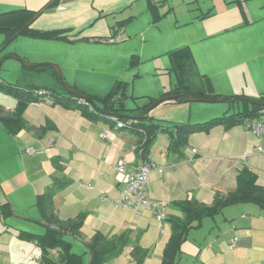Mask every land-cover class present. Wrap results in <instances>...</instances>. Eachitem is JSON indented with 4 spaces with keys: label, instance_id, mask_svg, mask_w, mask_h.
<instances>
[{
    "label": "crops",
    "instance_id": "1",
    "mask_svg": "<svg viewBox=\"0 0 264 264\" xmlns=\"http://www.w3.org/2000/svg\"><path fill=\"white\" fill-rule=\"evenodd\" d=\"M51 1L0 0V10L12 7L42 10L32 27L64 30L68 39L54 40L69 45L125 43L138 38L137 53L133 54L147 62L145 65L155 68V72L171 74L169 85L162 84L158 95L147 93L144 96L148 99L135 101L132 107L126 105L131 110L138 111L152 98L160 99L180 86L220 97L258 99L264 96L262 83L249 82V78L253 81L256 71L254 63L257 60L264 63V0H60L50 6ZM120 21H126L125 25L116 31ZM135 22L140 24L132 30ZM114 31L117 32L115 37L105 41ZM26 65L36 68L42 64ZM48 65L38 68L40 73L46 74L45 86L14 84L22 88L48 89V94L46 98L27 103L23 110L27 127L18 133L10 132L0 121V146L12 142L13 154L30 155L23 167L35 202L54 176L70 179L54 200L62 219L76 218L82 212L87 214L81 235L74 240V245L80 246L82 252L86 251L85 242L96 233L111 238L128 232L129 244L108 264H133L137 244L150 249L144 264H163L172 222L183 218L177 202L197 199L211 205L217 194L226 195L236 189L238 173L246 166L257 174L258 183L264 185V152L255 151L261 137L249 130L246 122L231 127L218 124L209 131L195 132L180 153L170 150L169 134L161 131L149 155V161L158 168L152 170L147 188V194L159 202V207L143 208L138 213L119 206L123 185L118 162L124 161L129 169L143 162L136 158L141 132L119 127L108 116L91 119L78 108L54 104L56 94L65 95L69 91L60 84L57 74V70L62 73L60 68ZM117 80L123 79L115 82ZM70 84L64 82L87 95L106 94L99 84L87 87ZM128 92L135 97L134 92ZM5 100L4 95L0 96V114L14 115L19 99L12 95ZM194 102L168 99L153 107L151 110H159L153 115L150 110V115L169 123L201 122L193 121L192 114L200 111L196 110L198 106ZM229 103L222 113H212L210 118L229 113L235 108L233 105L238 109L242 107L241 102ZM104 132H107L105 136ZM1 151L0 148V154ZM54 157L60 158L62 171L55 168ZM4 160L0 157V163ZM3 202H0L3 224H0V264H48L37 242L17 235L19 230L43 233L42 224L36 222L35 225L42 228L34 231L8 223L1 211ZM25 206L23 209H27ZM159 210L164 212L162 220L158 219ZM33 218L42 221L40 212ZM195 224L182 243L177 264H264V209L257 203L226 205L215 215L206 216ZM236 237L237 245L232 248ZM19 244L25 252L21 258L11 250ZM58 255V250L52 251L54 259ZM85 259L90 260L89 253Z\"/></svg>",
    "mask_w": 264,
    "mask_h": 264
},
{
    "label": "trees",
    "instance_id": "2",
    "mask_svg": "<svg viewBox=\"0 0 264 264\" xmlns=\"http://www.w3.org/2000/svg\"><path fill=\"white\" fill-rule=\"evenodd\" d=\"M59 1L52 0L50 6L56 5ZM41 11H33L24 7H12L0 10V30H6L8 34L4 45L18 35L46 39H68L64 35V30H40L32 27L33 21L40 15ZM125 22H118L116 31L122 29ZM115 33L117 32L114 31L112 37L105 39V41L114 38ZM137 62L139 61L132 60L133 64ZM0 88L6 93L14 95L20 101L17 112L14 115L0 114V121L4 126L10 132L18 133L27 127V123L23 117L25 106L27 103L39 100L42 97L36 93V90L40 88H22L5 82L1 83ZM128 91V82L117 80L108 93L104 95L89 94L88 96L93 100L92 104L84 98L69 92L65 95L56 94L54 104H60L66 108H78L91 119L100 116L116 117L117 120L129 125L128 127L140 131L141 137L139 145L136 147V158L139 161H149L151 148L161 131L169 134L170 150L180 153L182 152L181 149L188 145L190 136L195 132L209 131L218 124L231 127L236 124L245 123L248 120L259 118L264 112V105L250 103L247 100L232 99L229 102H241L242 107L232 113H224L204 122L169 123L165 120H156L150 115V112L142 119H135V116L158 99L152 98L147 105L141 107L138 111L131 110L125 104V100L129 96ZM180 93H191L208 99H217L220 97L217 94L211 95L206 92L198 93L190 91L186 86H180L166 92L164 96ZM174 99L188 100L187 98L180 97ZM256 100L264 101V96ZM110 113L116 116L110 115ZM43 132H45V128H43ZM52 162L56 169L63 170V166L60 164V158L54 157L52 158ZM69 182L70 179L65 176H54L46 190L36 197L35 205L40 212L41 220L47 225L45 226L46 230L43 233L19 230L17 235L21 239L37 242L42 250V258L48 264H108L115 257L119 256L125 246L129 244V233L124 232L111 238L102 233H96L90 241L85 242L86 251H74V240L81 235V229L87 214L82 212L76 218L62 219L57 213L54 200L56 193L65 188ZM240 202H255L264 209V185L258 183L257 174L247 166L243 167L238 173L236 189L226 195L217 194L211 205L197 199L177 202L183 212V218L174 219L172 222V235L164 251L163 264H177V257L181 252L182 243L185 241L188 231L196 225L195 223H200L206 216L215 215L226 205ZM1 211L6 217L12 215L14 210L11 202L4 200L1 205ZM53 250L59 251L57 259L52 257ZM86 253L90 254L89 261L85 259ZM149 254L150 249L137 244L133 250V264H144Z\"/></svg>",
    "mask_w": 264,
    "mask_h": 264
},
{
    "label": "rangeland",
    "instance_id": "3",
    "mask_svg": "<svg viewBox=\"0 0 264 264\" xmlns=\"http://www.w3.org/2000/svg\"><path fill=\"white\" fill-rule=\"evenodd\" d=\"M139 24L135 22L132 30ZM7 36L6 30H0V79L5 80L6 83L17 84L22 87L31 86L33 83L45 86L47 83L46 74L44 72L40 73L38 68H47L49 67L48 64H52L60 68L65 83L69 85H71L70 83H75L79 87L99 84V86L103 87L104 93L110 91V87L116 79L128 81L130 93H135V97L130 96V94L127 97L126 105L128 107L134 106L135 101L142 102L148 99L147 96H144L147 93L158 95L160 91L158 88L162 89V84L169 85L170 83V73L164 71L155 72V68L145 65L147 62L139 60V57L133 54L134 52L137 53L135 47L140 42L138 38H133L125 43L83 42L78 45H69L66 42L55 41L54 39L18 35L4 45ZM132 60L139 62L133 64ZM26 63L42 65L36 68H29ZM142 64L143 66H141ZM254 65L256 70L254 71V78L253 81L249 78V82L251 84L253 82L264 85V63L257 60ZM57 74L61 80L58 70ZM60 84L67 90L62 80ZM104 87L106 88L104 89ZM2 95L5 96L7 101L12 97L10 93H6L0 88V96ZM234 102L238 104V101ZM193 104H197L196 110L200 109V111H195L192 114L193 121L204 122L207 121L206 119L209 120L212 113H222L221 110L227 108L231 103L229 101H195ZM233 106L235 108H231L232 110L229 113L238 109L237 105ZM158 110H151V114H156ZM4 143L0 146L2 149L0 157L5 158L0 163V202L8 199L13 205V214L6 217L8 223L35 231L40 226L35 225L37 220L33 217L38 216L39 211L37 207H33L35 198L27 186L23 167L24 160L30 158V155H24L21 152L13 154L12 145H10L12 142L9 144L5 143L6 145ZM18 201L23 204L22 207ZM24 205H26L27 209H23ZM25 218L33 220L31 222ZM0 224L2 223L0 222ZM42 226L44 228H40L46 230V227ZM14 247L11 250L15 251L17 258H21L25 253L20 248L22 246L19 244V246ZM73 250L82 252L78 245H74Z\"/></svg>",
    "mask_w": 264,
    "mask_h": 264
},
{
    "label": "built area",
    "instance_id": "4",
    "mask_svg": "<svg viewBox=\"0 0 264 264\" xmlns=\"http://www.w3.org/2000/svg\"><path fill=\"white\" fill-rule=\"evenodd\" d=\"M3 81L0 79V85ZM36 93L42 97L47 96L48 90L40 88L36 90ZM46 101H49L46 99ZM113 120L117 122L119 127H128L129 125L122 123L113 117ZM246 125L249 130L261 137V141L255 147L256 152H264V112L256 120L246 121ZM107 132H104L105 136ZM194 151H197L194 149ZM158 168L157 165L152 161H143L135 165L132 168H128L124 161H119L117 170L120 175V180L122 183V189L120 192V199L118 201L119 206L128 207L135 212L140 213L143 208H158L159 202L152 199L147 194L148 183L150 180V174L152 170ZM160 171H163L162 167H159ZM164 218V212L159 210L158 219L162 220ZM238 238H234L231 243V247L237 245Z\"/></svg>",
    "mask_w": 264,
    "mask_h": 264
},
{
    "label": "water",
    "instance_id": "5",
    "mask_svg": "<svg viewBox=\"0 0 264 264\" xmlns=\"http://www.w3.org/2000/svg\"><path fill=\"white\" fill-rule=\"evenodd\" d=\"M31 66H35V65H31ZM59 75H60L61 80L64 83L62 73L59 72ZM65 87H66L67 91L84 98L90 104L93 103L92 98H90V96H88L87 94L82 93L79 90L71 88V87H68V86H65ZM176 97H180V98H184L185 97V98H187V99H189L191 101H206V102H226V101H229V100H232V99H238V100H247L248 102L254 103V104L264 105V101H258L256 99L248 98V97H245V96H222V97H219L217 99H208V98L196 96V95L191 94V93L168 94V95L163 96L161 99H158L155 102H153L148 108H146L140 114L135 116V119H142L143 117H145L150 112V110L153 107H155L156 105L161 103L163 100L174 99ZM110 115L116 116L113 113H110ZM7 201L10 202V200H8V199H7ZM12 208H13V205H12ZM13 210H14V208H13ZM37 222L42 224V225H44V226H47L46 223L43 222V221H37Z\"/></svg>",
    "mask_w": 264,
    "mask_h": 264
},
{
    "label": "bare ground",
    "instance_id": "6",
    "mask_svg": "<svg viewBox=\"0 0 264 264\" xmlns=\"http://www.w3.org/2000/svg\"><path fill=\"white\" fill-rule=\"evenodd\" d=\"M44 98H46V96H44Z\"/></svg>",
    "mask_w": 264,
    "mask_h": 264
}]
</instances>
